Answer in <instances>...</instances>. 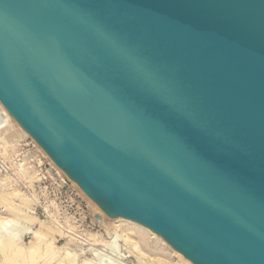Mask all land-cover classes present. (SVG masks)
Segmentation results:
<instances>
[{
	"label": "water",
	"instance_id": "water-1",
	"mask_svg": "<svg viewBox=\"0 0 264 264\" xmlns=\"http://www.w3.org/2000/svg\"><path fill=\"white\" fill-rule=\"evenodd\" d=\"M0 101L109 216L264 264V0H0Z\"/></svg>",
	"mask_w": 264,
	"mask_h": 264
},
{
	"label": "rangeland",
	"instance_id": "rangeland-1",
	"mask_svg": "<svg viewBox=\"0 0 264 264\" xmlns=\"http://www.w3.org/2000/svg\"><path fill=\"white\" fill-rule=\"evenodd\" d=\"M16 128H19V127L16 126ZM14 140L16 141L15 144H17V145H15V147L14 146L12 148L9 147L7 150H4L0 146V192H4L7 194L8 192H11V191L12 192L13 191H19L22 194L26 195L27 198H26V196H25V198L27 199L28 205H27V203L25 204L27 206L22 204L21 206L23 208L20 206L19 209L22 208V210L26 211L24 216L29 217L31 214L30 218L35 217L34 219L36 220V218H37V220H38V221L34 220V222L32 220V222H33L32 223V222H30V221L28 222L26 220H25L26 222H24L23 221L24 218L17 219L19 221L22 219L21 222L16 221V222H19L16 224L18 226V228L22 227L27 222L29 223V225H30L29 227L31 228V233L24 237V245H26V246L29 245L30 241H32V238H33L32 237L33 232L36 231V229L38 227L41 228V222L40 221H42V222H44V221L55 222L56 221V223H54V225L57 224L58 226H60L59 227L60 229L62 228L61 230H59V229L57 230V234L55 232L54 236L52 235L53 237H55V239L57 238V240H56L57 242L55 241L56 246H60L61 248H63V251H64L66 248V247L64 248V246H66V243L68 241L67 234H69V237H71V236H72V238L75 237V241H74L75 243H73V245H71V246L74 248L75 253L78 254L80 259H85L87 257L88 260L90 259L92 261L93 258L95 256H97V257H95V259L99 258L98 259L99 261L96 259V264H99L100 262H101L100 264H104V263H102V260H104V261L107 260V262L105 264H159V261H157V262H155V261H156L157 256H161V254L158 255L156 253H157L158 249L159 250L161 249L162 250L161 252H163V250H165L164 253L166 256L163 255V257L165 259L160 260V264H171V261H172V264H174V263L175 264H177V263L183 264L181 262H178L177 258H175V256H174V254H171L169 251H166L167 250L166 246H163V245L162 246L157 245V249L152 250V251L150 250L149 252L147 251L148 256H149L148 259H147V253L143 254L144 256L145 255L146 256L145 257L142 256V258H141V255H139L140 251L137 252L139 249H136L137 250L136 252L133 250L135 253L132 251V253H133L132 254L131 251L129 250L130 249L129 245H125L122 242L123 237H119L120 235H118V234H120L119 232L123 233L124 231L120 230V229H116V232H118V234H117L116 232H112L113 229H111V227L110 228H109V226L106 227L105 226L106 224H104V226H103V224H100V223H104L102 213H105V212H103V210L101 208H100L101 212L98 210L96 212V210H94L93 207L89 206V204L87 203V199L85 198L86 194L84 193V191L82 189H80V187H79V189L82 190V192H81L77 188L78 186L74 185L75 184L74 181L70 177H68V175L64 171L63 172L65 175L63 174L64 175L63 176L57 170H55L48 160V158L51 159L50 157L47 158L46 155H45L46 156L45 157L37 149H36L37 151H35L33 144L31 142V139H28L27 141L24 142L23 137H21L20 141L16 137V138H14ZM1 144H3V143L0 142V145ZM24 166H28V167H30V169H28L29 171L26 173L27 177L24 176L22 178V175H20V171H21L22 167H24ZM51 168L53 170H55L61 178L56 179V177H58V176H56L54 174V172L52 171ZM29 175L32 178H29ZM4 177H7V178L3 179ZM4 182H5V184H3ZM11 198H13L12 203L15 202L13 205H16L18 203V201H16L17 198L11 196L10 198H8V200H11ZM28 206H30V207H28ZM24 207H26V208L24 209ZM5 208L6 207H4L3 204L0 205V214H2L1 216H4V218H2V220L3 219L5 220V216L10 215L9 214L10 212L8 211L9 209L7 210ZM55 208H57V209H55ZM5 210H7V211H5ZM6 212L7 213L9 212V213L6 215ZM54 212L57 215L51 216V214H53ZM27 213L29 216L27 215ZM22 214H24V212ZM49 215L51 216V218H53V217L54 218L57 217L56 219L59 218L58 221L55 220L54 218L50 221ZM12 216H10V217H12ZM46 222H44V223H46ZM61 222H62V224H61ZM106 222L109 223V219H106ZM2 223H3V221L0 223V226H3L5 224L4 223L2 225ZM28 223H27V225H28ZM52 223L50 224L51 227L53 225ZM43 225L44 224H42V226ZM69 225L72 227L71 228L72 231H71ZM17 226H15V229L17 228ZM58 226H56V225L54 226V228L56 227L55 230L57 229ZM105 227L109 228L110 230L106 229ZM11 228L13 229V226H11ZM40 228H38L37 230H39ZM104 228H105V230H104ZM108 230H109V232H108ZM58 231H60V232H58ZM62 231L64 234L61 233ZM65 231L67 234H65ZM69 231H71V232H69ZM96 232H98V234L101 232V234L97 235ZM89 233H91V234L93 233L97 237H94V235H92L93 236L92 237L91 234H89ZM102 233H103V235H102ZM109 233L110 234L113 233V236H112V234L109 235ZM73 234L75 236H73ZM88 234L90 237L89 236L87 237ZM100 236H103L105 238V240H107V241L103 242L104 238L100 237ZM121 236H124V233ZM91 237L93 239L99 238V239H96L98 241V243H96L95 239H94L95 242H93L92 241L93 239ZM160 237H162V236H160ZM100 238H101V240L103 239L102 243L100 242L101 241ZM111 239H114L115 241L117 240V242H115L114 240H111ZM110 241H112V242H110ZM105 242H108V244L110 245V246L107 245L108 248H107ZM166 243H167V241H166ZM93 244H94V247H93ZM113 244H114V246H113ZM169 245H171V244H169ZM100 247H101V250L99 251ZM102 247L104 249L103 250L104 252L102 251ZM61 248H59V249L61 250ZM92 248L93 249L96 248L97 249V250L95 249L96 252L93 250L94 251V253H93ZM138 248L141 249V246H138ZM126 249L130 251V254ZM173 249H175V248H173ZM109 250H111V251H109ZM116 250H118L120 252H118ZM108 251H109V253H108ZM79 252H81V253H79ZM112 252H115L116 254L112 253ZM117 252L120 254H117ZM100 253L101 254L104 253L103 254L104 256H106L105 254L107 253L108 254V256H106L107 258L104 257L103 255H102L103 258H100L101 257ZM125 253L128 255L125 256ZM158 253H160V251H158ZM113 254H115V255L113 256ZM109 255H111V256H109ZM137 255H139L140 259H142L141 263L138 261V260H140L139 258L137 260V257H138ZM153 255L155 256V258H152ZM112 256L115 257V259H113ZM119 257H121V259H119ZM87 258L85 259L86 261H87ZM95 259H94V261H95ZM150 259H152L151 263H150V261H151ZM120 260H121V262H120ZM153 260H154V262H153ZM162 261H164V262L162 263ZM165 261H166V263H165ZM4 262H5L4 254H3V252L1 253V251H0V264H5ZM125 262H127V263H125Z\"/></svg>",
	"mask_w": 264,
	"mask_h": 264
},
{
	"label": "bare ground",
	"instance_id": "bare-ground-1",
	"mask_svg": "<svg viewBox=\"0 0 264 264\" xmlns=\"http://www.w3.org/2000/svg\"><path fill=\"white\" fill-rule=\"evenodd\" d=\"M16 126H18L19 128H16ZM16 137L19 139V141L21 140V137H23L24 138V140H23L24 142L27 141L28 139H31V142L33 144V147H34L35 151L38 150L44 156L46 155L45 152L43 151V149L41 148V146L31 137V135L29 134V132L25 128L22 127V125L13 117V115L7 110V108L0 101V142L3 143V144L0 145L1 148L4 149V150H7L9 147H11V148L13 146L15 147V145H17V144H15L16 141L14 140V138H16ZM46 156H47V158L49 157L48 155H46ZM48 160H49V162L51 163L52 167L55 170H57L62 175L64 174L63 170H61V168L58 167L54 163L53 160H51L49 158H48ZM28 169H30V167H28V166L22 167V169L20 171V175H22V178L24 176H26V173L29 171ZM55 170L52 169V171L54 172V174L56 176H58V178H61L57 174V172ZM6 178L7 177H4L3 179H6ZM29 178H32V177L29 175ZM3 184H5V182ZM74 185H76V184H74ZM77 188L79 189V187H77ZM80 191L82 192V190H80ZM9 196L10 197L12 196V197L17 198L16 201H18V203L16 202L17 204L16 205H13L15 202L12 203V199L13 198H11V200H8V198H10ZM25 196L26 195L22 194L19 191H13V192L11 191V192H8L7 194L4 193V192H0V205L3 204L4 207H6L5 209H7V210L9 209L8 211L10 212V213L8 212L10 214L9 216H5V220L4 219L2 220V218H4V216H1L2 214H0V223L2 221H3L2 225L5 223L3 226H0V251H1V253L3 252V254H4V259H5V262L4 263L5 264H96V259L97 258L95 259V257H97V256H95L94 258L92 257L93 258L92 261L90 259H89L90 260L89 261L87 257H86L87 258V261L85 260L86 258L85 259H80L79 258L78 254L75 253L74 248L71 246V245H73V243H75L74 242L75 241V237H73V238H72V236L69 237V234H67L66 231H65V234H67V236H68V241L66 243V246H64V248L66 247L65 250L63 251V248H61L60 246H56L55 241L57 240V238L55 239V237H53V236H54L55 232L57 234V230L58 229L61 230L62 228L60 229L59 228L60 226H58L57 224H55L56 226H58L57 229L55 230L56 227L54 228V226H55L54 223H56V221L55 222L51 221L54 218V217L51 218V216L52 215L53 216L57 215L55 212L53 214H51V216L49 215L51 222L44 221V222H46V223H44V222L40 221L41 222V228L38 227L40 229L37 230L38 229L37 228L36 231L33 232V236H32L33 238H32V241H30V244L27 245V246L24 245V237L26 235H28V234L31 233V228L29 227L30 225H29L28 222L29 221L32 222V220L34 222V220H35L34 219L35 217H33V218L31 217L30 218L31 214L29 216L28 213H27V215L29 217L24 216L26 211L22 210L23 207L21 205L22 204L25 205L26 203L28 205V202H27V199H26L27 196H26V198H25ZM85 198L87 199V203L89 204V206L93 207L94 210H96V212H97V210L100 211V208L101 207L99 205H97L94 201H92L88 197L87 194L85 195ZM27 205H25V206H27ZM20 206L22 207L21 209H19ZM28 207H30V206H28ZM25 208L26 207H24V209ZM55 209H57V208H55ZM7 210H5V211H7ZM20 211L22 213L24 212V214H22ZM103 212H104V210H103ZM8 213L6 212V215ZM106 214H107L106 212L105 213H102L104 223H100V224H103V226H104V224H106L105 225L106 227H108V226H109V228L111 227V229H113L112 232H116V229L123 230L124 231L123 232L124 233V236H121V235H123L122 232H119L120 234H118V232H116V233L118 235H120L119 237H123V239H122L123 241L122 242L125 245H129V247H130L129 250L131 251V253H132L133 250L136 252L137 251L136 249H139L137 252L140 251L139 252V255H141V258H142V256H144L143 254H146L147 251L149 252L150 250L152 251V250L157 249V245H160V246L163 245V246H166V249H167L166 251H169L171 254H174V256H175V258H177L178 262H181L183 264H193L183 253L177 251L176 249H173V247L171 245H169L168 242L166 243V240L163 237H160V235H158L155 231L151 230L149 227L140 225L137 221H134V220L129 219V218H126V217H122V216L111 217L108 214H107L108 215L107 216ZM10 216H12V217H10ZM20 218H24L23 219L24 222L28 221L27 222L28 225H27V223L26 224L23 223L24 225L22 227L19 226L20 228H18V226L16 224L22 221V219L20 221L17 220V219H20ZM56 218L57 217H55L54 219L58 221L59 218L58 219H56ZM106 219H109V223L106 222ZM36 220H37V218H36ZM16 221H19V222H16ZM51 223L53 224L52 227L50 225ZM42 224H44V225L42 226ZM61 224H62V222H61ZM14 225L17 226L16 229H15V226ZM11 226H13V229L11 228ZM69 227H70V229L72 228L70 225H69ZM105 228H104V230H105ZM109 228H106V229H109ZM109 230H108V232H109ZM71 231H72V229H71ZM71 231H69V232H71ZM58 232H60V231H58ZM61 233L64 234L63 231ZM96 233H97V235H100L101 234V232L99 234H98V232H96ZM89 234H91V233H89ZM89 234L87 235V237L89 236ZM111 234L113 236V233H111ZM111 234L109 233V235H111ZM92 235H94V234L92 233L91 236ZM102 235H103V233H102ZM73 236H75V235L73 234ZM94 237H97V236L94 235ZM100 237H103V236H100ZM94 239L96 240V239H99V238H94ZM94 239L92 240L93 242H95ZM114 239H111V240H114ZM100 240H101V238H100ZM102 240L100 241L101 243H102ZM104 241H107V240H105V238H104L103 242ZM110 242H112V241H110ZM115 242H117V240ZM96 243H98L97 240H96ZM105 244H106V246L109 245L108 242H105ZM113 246H114V244H113ZM138 246H141V249L138 248ZM93 247H94V244H93ZM59 248H61L62 251ZM107 248H108V246H107ZM95 249L92 248V251L93 250L95 251ZM100 250H101V247H100L99 251ZM103 250L104 249L102 247V251ZM129 250H127V251L130 254V251ZM94 251H93V253H94ZM109 251H111V250H109ZM109 251H108V253H109ZM116 251H118V250H116ZM158 251H160V253H158ZM158 251H157V253L156 252L155 253L158 254V255L161 254V256H157L156 255L157 258H156V261L155 262L159 261V264H160V260L165 259L163 257V255H165V253H164L165 250H163V252H161L162 250L161 249L160 250L158 249ZM118 252H120V251H118ZM118 252H117V254H120ZM79 253H81V252H79ZM112 253H115V252H112ZM103 254H101V257L100 258H103V256H104ZM115 254H113V256ZM105 255L108 256L107 253ZM126 255H128V254L125 253V256ZM139 255H137L138 257L136 256L137 257V260L139 258ZM106 256H104V257H106ZM109 256H111V255H109ZM153 256H152V258H155V256L154 257ZM148 258H149V256H148V253H147V259ZM94 259H95V261H94ZM113 259H115V257H113ZM119 259H121V257H119ZM140 260H138V261L141 263L142 262V259H140ZM150 260H151L150 261V263H151L152 262V259H150ZM154 260H153V262H154ZM103 261L104 260H102V263H104V264L107 262V260L104 261V262ZM120 262H121V260H120ZM163 262L164 261H162V263ZM125 263H127V262H125ZM165 263H166V261H165ZM171 264H172V261H171Z\"/></svg>",
	"mask_w": 264,
	"mask_h": 264
},
{
	"label": "built area",
	"instance_id": "built-area-1",
	"mask_svg": "<svg viewBox=\"0 0 264 264\" xmlns=\"http://www.w3.org/2000/svg\"><path fill=\"white\" fill-rule=\"evenodd\" d=\"M55 177V176H54ZM56 179H59L58 177H56Z\"/></svg>",
	"mask_w": 264,
	"mask_h": 264
}]
</instances>
